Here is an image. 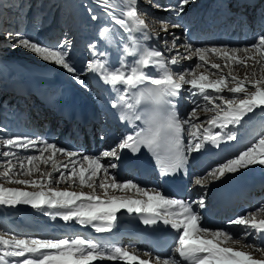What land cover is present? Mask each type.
I'll return each instance as SVG.
<instances>
[{"label": "snow or ice", "instance_id": "snow-or-ice-1", "mask_svg": "<svg viewBox=\"0 0 264 264\" xmlns=\"http://www.w3.org/2000/svg\"><path fill=\"white\" fill-rule=\"evenodd\" d=\"M191 2L176 0L161 4L157 0H145L156 9L177 15ZM94 3L103 9L110 23L119 27L120 32L104 27L99 36L109 45L118 43L121 55L113 65L109 53L97 50L93 43L90 45L93 59L86 63L84 70L110 86L115 93L111 107L120 110V119L131 125L132 130L122 135L110 150L97 155L69 150L42 137L0 136V207L27 205L65 223L90 226L97 234L113 233L118 214L135 215L146 227L170 226L175 233V247L167 257H153L144 252L149 258L143 259L139 250L133 247L130 251L109 237H22L0 231V264H97L104 261L264 264V204L230 219L227 227L213 229L203 224L198 211L206 206L203 196L197 200L170 197L131 179L119 181L110 171L118 167L111 161L119 160L124 150L137 155L141 149H146L155 159L161 176L187 175L189 159L194 153L236 140L237 132L232 129L241 126L249 114L255 115L257 111L264 114V33L246 46L195 47L191 43H179L180 37L169 31L170 27L177 29L182 25L150 16L139 8V0H94ZM89 12L93 20L98 18L91 8ZM150 24H159V31H152ZM161 32L172 35V40H163L160 47L146 43L159 41ZM0 35L11 47H22L43 61L61 67L85 86L70 59L71 42L67 39L52 48L30 39L23 30L4 29L0 30ZM173 51L175 55L165 54ZM210 57L223 63L213 62ZM193 58L196 61L193 65L177 70L182 60ZM234 66L245 69L243 78L235 74ZM184 91L193 105L186 118H182L177 109ZM201 112L211 115L197 122ZM4 131L0 128V132ZM60 157L65 159L62 161ZM256 165L264 166V134L238 155L193 177V184L206 188L227 175ZM77 182L81 191L68 190ZM61 184H67L68 188L61 190L58 187ZM233 229L240 235H234Z\"/></svg>", "mask_w": 264, "mask_h": 264}, {"label": "bare ground", "instance_id": "bare-ground-1", "mask_svg": "<svg viewBox=\"0 0 264 264\" xmlns=\"http://www.w3.org/2000/svg\"><path fill=\"white\" fill-rule=\"evenodd\" d=\"M198 3L199 4L196 6H198V8L201 11H204L206 9H209L212 6L213 0H202L201 2H198ZM224 5H225V3H222V5L218 8L219 11H216L215 14H218V12H220V10H222L224 8V7H222ZM97 7L101 8L99 5H97ZM41 8H44V7L42 6ZM101 10H102L101 12L106 14L102 8H101ZM193 13L196 14L195 12H193ZM253 14L254 13H252V15H251V17H252L251 22L256 21V18L254 17ZM150 16H154V14L153 15L150 14ZM155 16L159 17V18H164L163 15H159V14H157ZM198 16H200L199 17V19H200L202 16V12H200L197 15V17ZM77 18H79L80 21H82L84 23L87 22L86 26L91 24V22H89V19H87L88 17L85 19H82L83 17L82 18L80 17V11L77 14ZM186 18H187V16H185L184 14H182L180 17H178L176 19L173 18L176 21L179 20L180 25H182L183 27L177 28V29H169V31L174 32L175 36H178L181 38L182 34L185 32V29L189 25L192 24V22L188 21ZM146 19H148V18L146 17ZM213 24L214 23H212V25ZM94 27H95V29H90L88 34H87V37H86V39L88 41L87 51L85 54H81L78 57V65H75V67L78 69L79 74L81 75V79L84 80L85 85H87V87L89 89L86 90L85 86H81L76 80H74L72 78L71 74L66 72V70L61 69L59 66H55V68H54V66H51V64H47V67H44L40 70L35 71L36 76L42 74L43 76L48 77L49 80H40V78L34 77L32 75L33 70H31V69L28 70L29 68H27L26 66L23 67L22 64H24V63L22 61H9L4 66V69L7 70L6 72L8 73V74L7 73L6 74L7 75L11 74L14 79L20 78L23 81H25V83L32 84V80L34 82H43L42 86H47L46 88H52L53 90L58 89V87L56 85L63 84L65 86L74 87L76 89H79L81 92H84V90L88 91L87 93H84V94L91 96V98H93L94 101L98 102V104L100 105V108L102 110V116L105 115V111H104L105 105H103L105 102L104 97L107 98V100H113L115 97V93H113L111 91L110 86L106 85L102 80L99 79L98 76H96L92 73H88V72L86 75H84V73L82 72L81 66L85 62H88L90 59H93L92 50L90 49V45L93 43L96 44L97 50L107 51L109 53V59L111 60L113 65H116L118 57H119V53L117 51V48L113 47L111 49L108 46V43H106L104 40H102L100 38V36H99L100 30L104 27H102V28L100 27V30H96L99 28V24L97 22H94L93 28ZM105 27H110V28L116 29V26H114L113 23H108V24L106 23ZM149 27H150V25H149ZM154 27L158 28V30L155 28H151V27H150V29L154 32H158L159 28H160L159 24H157V25L155 24ZM196 28H198V26ZM196 28H194L193 31L196 30ZM59 29H61V26L58 27L57 31H55L52 22L46 23L44 21L43 24L39 27V29L35 32V36L37 37L38 42L43 43L45 40H48V39L51 40L48 42V44H53L58 39H59V41L60 40L64 41L65 39H68V37L66 35H64L63 39H62L61 32ZM95 30L98 31V33H95ZM186 31L188 32V30H186ZM191 31L192 30H190V32ZM118 32H120V31L118 30ZM190 32L187 33L188 36H189ZM258 32L260 34L264 33V28L258 30ZM208 33H210V32H208ZM164 34L165 33H162V32L160 33V40L159 41L152 40V41H148L146 43H148L149 45L158 44V47H160V46H162L161 39H164V40L169 39L168 41L170 42L173 38L172 35H164ZM188 36H186L184 38L185 40L180 39L179 43H188V39H189ZM48 37H50V38H48ZM201 38H203V36H201ZM217 40H219L220 43H225L224 45H228V44H226L224 39H218V38H215L214 40H212L211 43L216 44ZM246 41L251 42L252 40L246 39ZM190 43L193 46L197 45V42L195 41V39H194V41H192ZM162 50H163V48H162ZM180 51L183 52L184 49L181 48ZM165 54L167 56L173 55V54H175V51H173L172 53L166 52ZM213 58L214 57H210L211 60ZM114 59H116V61ZM131 59L132 58L129 57V60H131ZM187 61L182 60L179 70L183 68L182 66H185V67L187 66L186 63H183V62H187ZM193 61L196 62L195 58H193ZM234 70H239L242 74H244L243 71L245 69L234 66ZM60 71H61V73H60ZM61 74H63V75L61 76ZM5 82H8V80H6ZM99 86L104 87V90L102 92H100ZM185 87H187V86H185ZM3 91L7 94H4ZM3 91H2V93L5 95V98H7V97L9 98L8 88L4 89ZM9 99H11V98H9ZM13 102L16 104V101L13 100ZM178 103L180 104V109L182 108V104H184L183 116L185 117L188 109L192 107V104H191L190 100L188 99V93L186 91L182 92L181 97L178 99ZM8 104H10V103H8ZM16 107L17 108L13 107L11 109V110L16 109L12 114H10V112H9L10 107H7V109H6V114L13 116L12 120H10L9 122L7 121V125H9L8 128H9L11 134L12 135H19V136H29V137H42V138L48 140L47 135L51 131L50 128L46 131V133L43 136L40 134H33L31 131L26 130L25 128H21L22 123L20 122V118L22 116V113L20 114L17 112H22V110L24 109V106H20V105L16 104ZM16 113H17V115H16ZM41 116H42V118H41ZM41 116L39 114L36 117H33L36 120V123L40 126V129L43 127L42 126L43 119L46 117H49L50 113L47 111H42ZM101 119H103V117ZM263 119H264V114H261V113H259V111H257V113L255 115L249 114V116L245 117L244 121L247 125H249L248 124V120H249L252 123L249 126H255L256 127V125L258 124L256 121L259 120L261 122ZM58 126L55 128H59ZM255 127H250V128L254 129ZM23 129H25V130H23ZM62 130L63 131L59 132L58 138L54 137L48 141L54 142L58 146L64 147L66 149L73 150V151H76L79 153L87 154L86 153L87 147H80V149L78 147L70 149L69 144H67V147L59 145V141L62 139V135L64 134L66 129L64 128ZM103 130H104V132H106V134H105L106 136H103L104 139L100 140V143L98 144L97 147L100 148V150L107 149L108 147H114L116 144L113 145L114 141H113V138L110 136L113 131L110 129H106V128H103ZM216 131H219V129H216ZM249 133H250V129L248 130V132H245L244 135H242L240 138H237L234 141H227V142L222 143L220 145V147L217 148L220 150V154L231 153L232 155H238L239 154L238 149L241 148L243 145H245L248 142V140L250 139ZM232 142H234V143H232ZM229 145L231 146V148H229ZM78 146H82V145L79 144ZM215 149H216L215 147L209 146L206 151H202L201 153H198V154L201 155L202 157H204L205 159H209V160L215 159ZM0 150H2V149H0ZM89 154L92 155L91 152ZM196 154L197 153H194V155H196ZM93 155H96V153L94 151H93ZM60 159L63 161L65 158L60 157ZM111 162L117 164V160H113ZM105 163H107V161H105ZM49 170H50V168H49ZM110 171L112 172L113 175H115L117 177L118 180H120L118 175H117L116 169H111ZM234 175H249L252 177L253 180H260L261 178H264V166H260V165L251 166L250 168L241 170L240 172H237L235 174L227 175L226 179L231 177V176H234ZM132 180L139 183L138 180L135 178H132ZM215 183H210V184H208L207 187H210V186L214 185ZM77 185H78V182H77ZM30 190H33V189H30ZM61 190H63V189H61ZM68 190L72 191V189H68ZM83 190L84 191H90L87 188H84ZM193 190L195 191V194H197L198 196H205L202 194L203 191L205 190V188H200L198 186H195L193 188ZM76 191H81V189L80 190L77 189ZM100 194L102 195V193H100ZM114 194L129 195V196L133 195V193H114ZM188 200H189V198H188ZM205 210H206V208L204 209V211ZM47 211L51 212L53 210L48 209ZM122 211H124V210H122ZM198 211L202 215L203 223H204V216L201 213V209H198ZM32 216H33V218H32ZM36 217H39L40 220H38V221L35 220ZM0 222H1L0 223V231H6V229H9V232H11V233L24 234L27 237H30V235L32 236L31 232L34 231V230H32V228L29 227V225L32 223V224H34L33 225L34 228H38V229L42 230V232L44 234L43 238H47L48 236L50 238H64L63 234L65 233V235H68V237H73L75 235H81V236L87 237L89 239H94L97 237H109L112 241L116 240V237L113 236L111 233L110 234L109 233L97 234L94 232V230L90 226H83L82 227L75 222L65 223L63 220L59 219L58 217L54 219L50 215H46L43 211L33 209L27 205H19V206L15 207L14 209L0 207ZM233 232H234V235H237V236L240 235V232L236 231L235 229H233ZM249 239H251V237H249ZM245 250H247V249H245ZM141 258L147 259L148 257L141 255ZM104 262H113V261H104Z\"/></svg>", "mask_w": 264, "mask_h": 264}, {"label": "rangeland", "instance_id": "rangeland-1", "mask_svg": "<svg viewBox=\"0 0 264 264\" xmlns=\"http://www.w3.org/2000/svg\"><path fill=\"white\" fill-rule=\"evenodd\" d=\"M194 1L196 2L195 6L199 4V3H197L198 0H192L191 3H193ZM201 1L202 0H199V2H201ZM55 2H56V0H0V30H4V29L10 30V31H21V30H23L24 33L25 32L27 33L26 34L27 37H29L30 39L38 42V40L36 39L37 37L35 36V32L39 29V27L43 24L44 21L46 23L47 22H50V23L52 22L55 31L58 30L57 27L61 26V29H59V30L61 32L62 39H63V36L66 35L68 37L67 40L71 42L70 43V47L68 48L70 59L72 60L74 65H78V57L81 55L82 52L86 53L87 45H88V41L86 42V40H87L86 39V35L88 34V32L90 30V26H88V27L86 26L87 22L84 23V22L80 21L79 18H77L76 15L79 12L78 10L79 9L81 10L80 16H81V18L84 17L82 19H85V18L88 17L87 19H89V22H91V24H93V26H94V22H97L99 24V28L96 29V30H100V27L101 28L105 27L106 23L107 24L110 23L109 17L105 16L106 14L103 15L104 14L103 12H102L103 14H100V11H102V10H101V8H99L100 9L99 10L96 7V3H94V0H77V1L76 0H67L66 2H62V3L59 0H57V3H59L60 5L64 4L62 7L60 5H57ZM140 2H142V5L144 7H142L141 5H138L139 8L146 9L148 13H150L152 15L154 14V17H156L155 15H157L155 13L162 14V15H168V14H165V13L163 14L161 12H158L157 11L158 9H156V8L150 9L151 4L145 3V0H139V4H140ZM85 3H90V4L93 3L92 6L96 10L94 8H92V12L95 13L97 15V17H98L96 19V21L91 18L92 13L89 12V9H85V8L82 7V4H85ZM190 4L186 6L187 9H185V12L182 13L185 16H187L186 19L188 21L192 22V24H193L192 25L190 23L191 25H189L186 28V30H188V32L186 30L184 32L186 34L189 33L190 30H193L194 28H196L198 26L197 24H195V20L194 19L197 18V20H199L200 16L197 17V15L200 12L203 13L205 11V10L201 11L199 8H198V10H196L194 8H189ZM216 5H218L217 2H216ZM42 6L44 8H41ZM149 10L153 11L154 13L149 11ZM206 10H208V9H206ZM5 12L7 13L6 16L8 17L6 19L2 17V14H4ZM193 12H195L196 14H194ZM181 15H179V16H181ZM12 16H13V18L17 17V18L21 19L22 23L20 24V27H22V28L18 27L19 24L15 25V23H16L15 20H11L10 19V17H12ZM179 16L174 14L173 16L170 15L169 17L172 18V19L173 18L176 19ZM215 22L213 21V23H215ZM229 22H231V21H229ZM263 22H264V20H263ZM176 23L180 24L179 20H177ZM210 23H211V21H210ZM84 25L86 27L85 31L83 30L84 29V27H83ZM113 25H114V23H113ZM114 26H116V25H114ZM150 26H151V28L154 27V25H152V24H150ZM223 26L225 28L226 24H224ZM201 28H203V27H201ZM96 30H95V33H98V31H96ZM116 30L118 32V30H119L118 26H116ZM222 32L221 33H215L217 36L219 35L218 39H224L221 36ZM184 33L182 34V37L180 39H184L186 36H188V34L186 36H184ZM164 35H166V34H164ZM48 38H50V37H48ZM246 39L247 38H245V40ZM49 41H51V40L48 39V40H45L43 43L42 42H39V43L41 45H43V46H48V47L55 48L56 45H58L60 42H62V40L59 41V39H58L53 44H48ZM205 42H206V40L203 43H205ZM207 42H209V41H207ZM209 43L212 44V46H221V45L225 44V43H220L219 40H217L216 44H213L211 42H209ZM205 46H210V45L209 44H205ZM80 50H81V53L79 52ZM79 53H80V55H79ZM119 56H120V54H119ZM169 56H171V55H169ZM114 60L116 61V59H114ZM9 61H22L25 64V65L22 64L23 67L26 66L27 68H29L28 70H30V69L33 70L32 71V75L34 77H37L36 74H35V71L36 70H40V69H42L44 67H47V64H51V66H54V68L56 66L53 63L43 61L42 59L38 58L35 54L31 53L30 51H28V50H26V49H24L22 47H16V48L11 47L10 43L5 41V38L2 35H0V62H1V64H3V67L0 66V71H2L4 73H7L6 72L7 70L4 69V66ZM212 61L213 62H221V61H217L215 57L212 59ZM187 62L190 65H191L192 62L195 63L193 60H188ZM187 62H186V65H187ZM81 67H82V72H83V70L85 69V66L82 65ZM182 67L184 68L185 66H182ZM227 70L228 69H225V71H227ZM234 72H235L236 75H238L239 78H243L244 74H242L239 70H234ZM243 72L245 73V70ZM60 73H61V71H60ZM83 73H84V75H86L87 71L84 70ZM1 74L2 73L0 72V92H1L0 93V109L1 110L2 109L6 110L8 106L6 107V105H5L6 102L2 103V101H1L2 96L5 97V95L2 93L3 90H1V89L7 88L8 83L5 82L6 81L5 80V78H6L5 75L4 74L1 75ZM62 75L63 74H61V76ZM38 76L39 77H37V78H40V76L42 77V78H40V80H49L48 77H45L42 74H40ZM87 89H89V88L86 86V90ZM87 92L88 91L84 90L83 93H87ZM85 95H87V94H85ZM87 96H89V95H87ZM89 97H91V96H89ZM91 99H93V98H91ZM2 105L4 107H6V108H3ZM189 111H191V109ZM17 113L21 114L22 112H17ZM17 113H16V115H17ZM4 115L5 114L2 112V116H4ZM210 115L211 114H207L206 115L203 112H201L200 113V119L197 122L205 121L207 118L210 117ZM6 117H8V115ZM11 117H13V116H11ZM10 120L11 119H9V118L7 120H5L2 117H0V124L2 125V127L4 128L5 127L4 125L7 126L6 130L4 132H2V135H0V136L12 135L10 130H9V128H8L9 125L6 124V122L7 121L9 122ZM243 122L245 124V127H244V129L241 130L242 133L239 134L240 136H237V138H240L242 135H244L245 132H248L250 127H255V126H250L249 127V125H247L245 123V121H243ZM256 122L258 123L257 125H260V121L259 120H257ZM22 125H23V123H22ZM21 128H24V127L21 126ZM239 128H240V126H239ZM23 130H25V129H23ZM41 130H42V128H41ZM262 134H264V133H262ZM103 136H106V135L104 134ZM103 139H104V137H102L100 140H103ZM250 140L251 139H249L248 142ZM75 185H73L72 187L68 188L67 184H61L58 187L60 189H65V188L72 189V191H76L77 189L78 190L81 189L79 187V185H77V184H75ZM6 186H15V185H6ZM28 190H30V189H28ZM11 209H14V208H11ZM32 218H33V216H32ZM6 231L9 232V229H6ZM31 234H32V236L30 235L31 237H42V238L44 237V234L42 236H38V234H36L34 231H32ZM65 236L68 237V235H65Z\"/></svg>", "mask_w": 264, "mask_h": 264}]
</instances>
